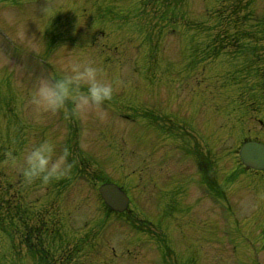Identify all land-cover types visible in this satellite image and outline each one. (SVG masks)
Listing matches in <instances>:
<instances>
[{
	"label": "rangeland",
	"instance_id": "obj_1",
	"mask_svg": "<svg viewBox=\"0 0 264 264\" xmlns=\"http://www.w3.org/2000/svg\"><path fill=\"white\" fill-rule=\"evenodd\" d=\"M220 1L0 0V175L21 190L19 196L27 201L25 216L33 218L35 205V210H42L41 218L52 216L57 225L52 227L54 233H63L60 239L51 240L40 232L46 248L49 239L53 244L49 248L56 247L57 252L65 239L64 243L69 241L65 251L72 256L75 251L71 248L77 245L80 252L72 264H264V172H247L237 154L243 138L264 139V123L259 121L264 120V93L257 72L245 64L250 59L245 54L249 46L259 40L264 0H226L222 9L238 4L236 11L244 15L239 23L237 17L222 22L215 14ZM42 8L51 11L42 25L48 29L43 35L35 22H28ZM20 16L25 19L17 23ZM224 30L236 31L238 42L248 49L242 51L244 60H223L226 55L212 53L213 34ZM6 35L16 40L11 43L17 46L13 47L17 53L47 61L43 64L47 77L42 78L40 72L24 78V71L9 66ZM202 53H207L209 60L203 59ZM83 60L96 62L104 78L113 84L114 96L123 100L113 96L103 106L84 107L69 101V111H60L69 112L70 121L79 126L81 149L102 174L123 182L129 178L128 183L139 187L132 193L133 211L126 217L103 212L97 186H92L89 177H76L75 182L70 181L74 185L57 193L55 187L47 193L48 188L39 186L37 180L29 183L8 162L10 155L21 158L18 147L25 138L8 137L9 146L3 144L4 133L7 137V131L13 135L16 128L19 130V119L37 127L45 120L50 122L49 112L30 108L28 92L40 80L62 78L73 64ZM148 78L168 87H160L157 96L150 95ZM160 95L161 100H157ZM149 104H160L155 110L164 109L166 123L180 121L182 127L179 123L173 126L178 127L175 136L186 133L194 149L210 159L208 173L197 175L196 162L175 154L174 141L168 145L163 142L155 151L149 147L156 142L150 141L147 130L144 138H136L134 129L140 131L141 124L118 118L115 113L121 109L136 117L131 107L127 108L136 105L147 116ZM256 107L260 112H254ZM191 127L193 132L188 129ZM106 137H113L120 148V138H125L121 152L107 145ZM31 142L24 153L34 146ZM59 142L56 140L57 154L63 153ZM139 168H144L143 174ZM93 171L91 168L89 174L95 177ZM191 177L194 186L186 189L185 198L170 194L175 179ZM160 189L170 195L160 194ZM148 220L151 223L147 224ZM137 226L145 232H139ZM10 245L8 233L0 230V264L36 263L32 254L20 259L15 251L13 256Z\"/></svg>",
	"mask_w": 264,
	"mask_h": 264
},
{
	"label": "clouds",
	"instance_id": "obj_2",
	"mask_svg": "<svg viewBox=\"0 0 264 264\" xmlns=\"http://www.w3.org/2000/svg\"><path fill=\"white\" fill-rule=\"evenodd\" d=\"M50 16V9L42 8L37 16L29 17L28 22H35L43 35L48 29L42 28V25L47 23ZM24 19V16L18 17L17 23L23 22ZM9 39L13 43L16 42L13 37ZM82 88L85 92L81 95ZM114 94L115 88L104 78L103 69L92 60H83L73 64L62 78L40 80L38 86L30 92L29 103L38 110L55 113L62 110L70 100H74L78 107L90 104L103 106ZM68 157L67 150L57 154L55 142L48 140L26 151L23 158L10 155L8 162L10 167L19 170L29 183L35 180L48 183L68 174L72 167Z\"/></svg>",
	"mask_w": 264,
	"mask_h": 264
},
{
	"label": "water",
	"instance_id": "obj_3",
	"mask_svg": "<svg viewBox=\"0 0 264 264\" xmlns=\"http://www.w3.org/2000/svg\"><path fill=\"white\" fill-rule=\"evenodd\" d=\"M240 154L244 163L254 168H264V145L257 142H247L243 145ZM101 191L107 201L115 210H124L127 207L128 198L115 185L106 184Z\"/></svg>",
	"mask_w": 264,
	"mask_h": 264
},
{
	"label": "trees",
	"instance_id": "obj_4",
	"mask_svg": "<svg viewBox=\"0 0 264 264\" xmlns=\"http://www.w3.org/2000/svg\"><path fill=\"white\" fill-rule=\"evenodd\" d=\"M237 6H238V4H234L232 7H230V8H231V11H230V13H229L228 15H224V14H225V10H223V11H222V12H223L222 17H225V16L228 17V16L232 13L234 16L237 17V18H236V22H237V23L243 21L242 19H243L244 15L241 16V15L236 11ZM219 12H221V11H219ZM232 14H231V16H233ZM229 19H230V18H229ZM227 20H228V19H227ZM236 29H237V27H236ZM236 31H237V30H236ZM236 31H233V36H234V33H235ZM243 31H244V29H243ZM221 34H222L223 36L226 35V34H223L222 32H221ZM215 37H218V36H215ZM258 38H259L258 41L260 42V43H259L260 46H258L257 44H255V45L252 46V52H251V55L253 56L252 61H256V59H258L259 61L264 60V21H263L262 26H261V28H260V30H259ZM226 43L232 44V41H231V42H226ZM257 47H260V48H261V51H260V52L256 49ZM249 48H250V47H249ZM244 49H246V48L244 47ZM247 50H248V49H247ZM260 56H263V58L260 59V58H259ZM258 70H259V68H258L256 71H258ZM258 74H259L260 77H263V76H264V70L259 71ZM0 227H1V228H4V225H3L2 223H0Z\"/></svg>",
	"mask_w": 264,
	"mask_h": 264
}]
</instances>
